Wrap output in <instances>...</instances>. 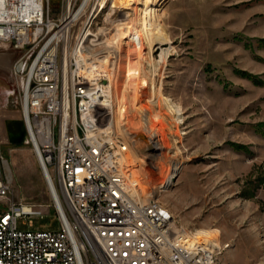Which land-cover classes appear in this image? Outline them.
Here are the masks:
<instances>
[{
    "label": "rangeland",
    "instance_id": "1",
    "mask_svg": "<svg viewBox=\"0 0 264 264\" xmlns=\"http://www.w3.org/2000/svg\"><path fill=\"white\" fill-rule=\"evenodd\" d=\"M67 1L52 0V18L64 17ZM82 1L73 0L72 10ZM91 6L92 0L71 26L68 51ZM101 12L93 32L122 17L111 0ZM143 19L158 48L147 54L150 68L138 85L156 119L167 112L166 127L158 126L170 147L163 161L153 156L149 170L154 180L173 177L156 201L188 231L215 230L214 249L229 244L219 264H264V0H166ZM104 41L101 34L91 51L104 52ZM21 55L0 43V179L11 188L0 198V213L12 203L26 204L43 216L19 219L20 229L57 231L54 198L33 146L8 140L5 121L22 118V77L14 71L24 69ZM172 103L182 110L180 124ZM172 159L180 163L176 172Z\"/></svg>",
    "mask_w": 264,
    "mask_h": 264
},
{
    "label": "built area",
    "instance_id": "2",
    "mask_svg": "<svg viewBox=\"0 0 264 264\" xmlns=\"http://www.w3.org/2000/svg\"><path fill=\"white\" fill-rule=\"evenodd\" d=\"M51 2L0 0V43L22 52L24 69H14L24 80L21 119L61 199L52 194L60 229H20L19 219L43 215L12 203L0 213V264H213L152 198L127 184L128 145L109 118L111 80L84 62L77 37L65 54L59 32L67 21L52 18ZM10 192L0 179V198Z\"/></svg>",
    "mask_w": 264,
    "mask_h": 264
},
{
    "label": "bare ground",
    "instance_id": "3",
    "mask_svg": "<svg viewBox=\"0 0 264 264\" xmlns=\"http://www.w3.org/2000/svg\"><path fill=\"white\" fill-rule=\"evenodd\" d=\"M72 1H67V12L64 16V20L67 23L65 22L66 24L59 32L60 39L63 40L65 54L69 52L68 39L72 26L71 22L76 21L85 12L91 0H83L81 5L75 10L71 8ZM165 1L111 0L112 11L122 12L120 21L109 28L104 23L103 26H99L96 29V32H93L95 20L102 13L101 10L106 6L107 2V0H93L91 12L79 34H77L75 50L82 53L85 63L94 67L96 71L98 70L99 74L107 76V81L108 79L111 80L115 98L111 101L109 118L112 120L115 132L120 135V140L128 145V152L122 157L128 168L126 180L128 185L138 186L139 189V191L133 190L132 192L138 197L148 196L152 198L156 209L163 212L168 220L175 224L178 231L187 232L188 236L197 243V246L203 247L204 251L208 252L209 257L213 259V264H219L221 251L228 249L229 244H224L221 251H216L214 243L218 239V234L215 230H201L194 233L180 226L170 211L157 202L161 197L162 190L172 181L171 173L165 179L156 178L154 180L155 175L149 170L153 162V156H156L158 160H162L166 157L165 150L170 147L166 132H163L158 126V124H161L164 128L166 127L167 112L163 111L159 116L161 119H156L153 116L151 107L142 100L143 85H138L139 76L141 74L145 75L146 69L150 68L147 54L151 51H156L158 48L155 36L143 19V13L153 12ZM140 28H142V32ZM101 34L104 36L107 49L104 52L100 50L92 52L91 49L99 43ZM88 41L89 44H86ZM16 70H20V66H16ZM153 72H156V68L150 72L151 75L156 76V73L154 74ZM23 85L24 80L22 78V87ZM172 104L176 110L177 118H179L177 123L180 124L182 122V110L180 106L175 105V103ZM151 147H155L156 152L154 154H145L144 151ZM176 148L179 150L178 147ZM179 167L180 163L172 159L170 163L171 172L178 171ZM42 170L48 182L47 175L43 168ZM53 189L52 194L56 195L60 202L61 199H59L55 186ZM25 209L33 211L28 209L26 204Z\"/></svg>",
    "mask_w": 264,
    "mask_h": 264
},
{
    "label": "water",
    "instance_id": "4",
    "mask_svg": "<svg viewBox=\"0 0 264 264\" xmlns=\"http://www.w3.org/2000/svg\"><path fill=\"white\" fill-rule=\"evenodd\" d=\"M8 140L13 145H23L27 142L24 121L20 119H8L5 121Z\"/></svg>",
    "mask_w": 264,
    "mask_h": 264
}]
</instances>
